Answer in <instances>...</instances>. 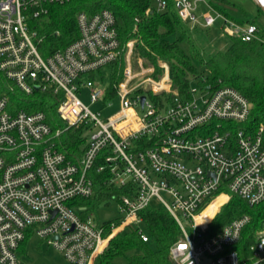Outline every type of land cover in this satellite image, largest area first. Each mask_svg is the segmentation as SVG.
Returning <instances> with one entry per match:
<instances>
[{
	"label": "built area",
	"instance_id": "built-area-1",
	"mask_svg": "<svg viewBox=\"0 0 264 264\" xmlns=\"http://www.w3.org/2000/svg\"><path fill=\"white\" fill-rule=\"evenodd\" d=\"M71 1L0 0V71L11 90L61 93L57 112L64 123L53 129L44 111L14 109L8 92L0 91V264H28L18 254L28 234L63 251L68 264H94L127 226H138L141 238L150 239L141 224L155 201L181 230L170 248L174 264H264V218L248 245L242 236L252 220L249 213L210 230L232 195L250 205L264 201V123L255 129L244 125L251 113L249 98L204 74L198 77L200 96L190 87L183 96L173 89L169 62L161 60L157 72L136 55V41L129 39L123 78L116 84L120 108L102 118L78 92L88 86L93 102L106 105L112 99L107 98L110 84L91 75L121 54L114 13L81 10L77 38L52 52L41 48L44 19L53 6ZM173 2L183 20L200 22L197 1ZM155 5L164 10L168 0H155ZM200 18L203 26L216 21L209 12ZM224 21L225 33L259 38L255 22L235 23L227 16ZM72 127L81 128L85 137L82 154L74 157L59 144ZM94 169H108L111 183L128 187V194L116 198L119 222L100 221L90 205L80 202L96 193ZM220 195L226 199L202 220Z\"/></svg>",
	"mask_w": 264,
	"mask_h": 264
},
{
	"label": "trees",
	"instance_id": "trees-1",
	"mask_svg": "<svg viewBox=\"0 0 264 264\" xmlns=\"http://www.w3.org/2000/svg\"><path fill=\"white\" fill-rule=\"evenodd\" d=\"M101 8H108L114 13L121 41V54L108 65V99L117 94L116 84L123 78L126 64L124 54L127 42L135 39L136 55L155 65L157 72L161 71V60L169 62L173 89L183 96L188 95L192 79L203 74L193 62V58H198L211 71L209 80L221 79L224 84L238 88L249 98L251 113L244 125L248 124L255 129L264 123V26L257 24L259 38L245 40L239 35H232L227 49L202 55L201 50L195 47L194 38L173 0H168L164 10L157 9L155 0H73L64 5L53 6L44 19L45 26L40 28V35L43 37L41 48L52 52L71 42L79 35L77 13L81 10L94 12ZM248 21L256 23L255 20ZM184 42L191 45V52L182 45ZM91 77L94 78L95 74ZM102 79L105 80L103 74ZM10 83L0 71V91L8 92L10 105L14 109L42 110L53 129L64 127L57 112L61 93L35 90L26 94L18 88L11 90ZM82 133L81 128L72 127L61 134L60 148L67 151L70 157H74L76 153L82 154L83 150L79 147L85 139ZM100 161L102 162V158ZM94 179L96 193L93 197L80 201L83 204L109 203L113 199H119L122 194L129 193L127 186L110 182L108 169H94ZM244 212L249 213L252 220L244 229L242 243L250 244L254 240V230L264 218V201L250 205L242 198L232 195L220 208L210 230L218 231L226 222ZM114 219L120 221V217ZM141 225L150 236L148 241L141 238L138 226H127L110 240L107 248L95 258L94 264H115L114 258L120 255L128 259V264H174L170 248L180 239L181 230L172 214L164 206L155 207L143 214ZM25 240L21 244L22 249Z\"/></svg>",
	"mask_w": 264,
	"mask_h": 264
},
{
	"label": "rangeland",
	"instance_id": "rangeland-1",
	"mask_svg": "<svg viewBox=\"0 0 264 264\" xmlns=\"http://www.w3.org/2000/svg\"><path fill=\"white\" fill-rule=\"evenodd\" d=\"M197 1L196 14L200 22H193L190 20L185 21L187 28L194 38L195 47H198L202 55L213 54L219 50H225L231 44L232 34L225 33L224 16L230 18L235 23H246L247 19L255 20L257 24L264 26V12L258 8L253 0H193ZM212 1V2H211ZM209 12L211 15L216 16V21L212 26H203L201 15ZM220 13L222 16H218ZM182 45L191 52V45L182 43ZM193 62L198 67V70L205 76L211 74L207 65L198 58H193ZM105 76L103 85L110 84V70L108 67L102 68L101 72H97L95 78L98 82L102 81V74ZM86 77V76H85ZM190 88L194 91L196 97L200 96V80L198 78L192 79ZM80 98L84 103L94 112H99L102 118L113 114L120 108V97L114 96L107 104L103 100L93 102L91 99V88L82 86V90L78 92ZM139 113H143L142 107H137ZM164 198H169L163 194ZM226 199V195H220L213 201L207 209L202 213L201 219L209 218L217 209L219 203ZM154 206H162L159 201L154 202ZM90 209L93 210L94 215L100 220L114 219L121 216L120 203L118 200L113 199L109 203L91 204ZM185 223H187L185 221ZM189 227V225H187ZM143 231L147 230L142 226ZM19 256L28 264H68L63 251L47 244L38 235H29L23 249L20 248ZM115 264H128V259L123 256L114 258Z\"/></svg>",
	"mask_w": 264,
	"mask_h": 264
},
{
	"label": "water",
	"instance_id": "water-1",
	"mask_svg": "<svg viewBox=\"0 0 264 264\" xmlns=\"http://www.w3.org/2000/svg\"><path fill=\"white\" fill-rule=\"evenodd\" d=\"M255 4L264 12V0H253ZM145 100V95L141 98V103Z\"/></svg>",
	"mask_w": 264,
	"mask_h": 264
},
{
	"label": "crops",
	"instance_id": "crops-1",
	"mask_svg": "<svg viewBox=\"0 0 264 264\" xmlns=\"http://www.w3.org/2000/svg\"><path fill=\"white\" fill-rule=\"evenodd\" d=\"M258 8H259V7H258ZM248 20H251V19H247V21H248Z\"/></svg>",
	"mask_w": 264,
	"mask_h": 264
},
{
	"label": "snow or ice",
	"instance_id": "snow-or-ice-1",
	"mask_svg": "<svg viewBox=\"0 0 264 264\" xmlns=\"http://www.w3.org/2000/svg\"><path fill=\"white\" fill-rule=\"evenodd\" d=\"M183 247V246H182Z\"/></svg>",
	"mask_w": 264,
	"mask_h": 264
}]
</instances>
